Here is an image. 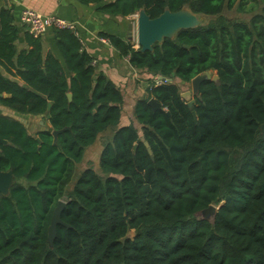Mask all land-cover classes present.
<instances>
[{
  "label": "trees",
  "instance_id": "16d2710c",
  "mask_svg": "<svg viewBox=\"0 0 264 264\" xmlns=\"http://www.w3.org/2000/svg\"><path fill=\"white\" fill-rule=\"evenodd\" d=\"M79 2L124 18L142 8L156 18L166 8L189 7L207 20L153 51L101 34L152 77L147 99L127 97L134 101L127 114L124 91L97 73L73 30L53 29L60 57L44 54L42 37L28 32L29 48L20 51L22 26L11 9L0 8L7 72L0 71V104L51 125L32 135L0 114V138L8 141L0 144V171L15 177L10 193L0 194V264H264V5L256 11L246 0ZM207 71L218 78L205 80L189 107L181 86ZM159 74L172 82L156 86ZM151 97L162 109L148 104ZM66 127L55 142L53 131ZM107 132L98 170L81 169L87 149ZM60 200L65 224L50 245ZM222 202L213 222L200 218Z\"/></svg>",
  "mask_w": 264,
  "mask_h": 264
},
{
  "label": "crops",
  "instance_id": "0c3cea01",
  "mask_svg": "<svg viewBox=\"0 0 264 264\" xmlns=\"http://www.w3.org/2000/svg\"><path fill=\"white\" fill-rule=\"evenodd\" d=\"M2 7L11 9L15 14L17 25L22 26L20 38L17 41V47L20 51L29 48L26 39V27H23L20 21L22 11L25 8H31L45 15H56L76 23V35L80 38L83 48L94 57L97 73L106 74L124 91L126 99L131 96L136 101L145 99L148 96L147 86L148 80L152 79L151 75L133 68L127 57L119 55L118 50L111 44L110 39L101 36L102 33L117 35L133 44L137 43L136 28H133L131 33L128 30L129 24L136 20L137 14L125 18L109 16L101 13L95 5H85L79 0H0V8ZM130 34L131 39L129 38ZM104 40H107V42ZM42 41L44 54L52 51L55 56L60 57L53 29H50L42 37ZM0 71L7 75L1 64ZM134 101L130 100L128 102L127 99V114L132 113ZM0 114L17 119L26 126L32 135H37L39 131L48 127L47 123L50 124L48 119H43L41 116L19 114L2 104H0ZM86 152H88V149Z\"/></svg>",
  "mask_w": 264,
  "mask_h": 264
},
{
  "label": "water",
  "instance_id": "95a60500",
  "mask_svg": "<svg viewBox=\"0 0 264 264\" xmlns=\"http://www.w3.org/2000/svg\"><path fill=\"white\" fill-rule=\"evenodd\" d=\"M205 17L193 12L189 7H183L178 11H171L169 8H166L163 13H161L156 18H151L150 15L142 8L138 13L136 20L129 24L128 30L131 33L133 28H136V41L138 48L144 51H153V47L156 43L161 44L166 38L173 39L176 34L181 30L197 28L205 23ZM131 39V34L129 36ZM153 76H156L153 73ZM161 79H167L168 82H172V78H166L161 74L158 75ZM218 75L212 77L211 71L199 74L191 80L192 85V94L200 98V87L205 80H217ZM1 96V94H0ZM70 100H72V93L68 94ZM181 97L186 100L191 97V92L187 91L181 93ZM148 96L145 97L147 99ZM187 101V100H186ZM148 104L151 105L154 109H162V105L157 102V100L151 97L148 100ZM189 107H192L194 104L193 100L187 101ZM50 124L47 123V126ZM69 127H66L61 130H54L53 135L55 142H57L58 135L68 130ZM8 141L0 138V144H7ZM145 145L148 147V152L152 156V150L149 147L148 142H145ZM137 148V145L135 146ZM153 157V156H152ZM15 181L14 174L11 170L9 171H0V194L8 195L10 189L12 188ZM66 203L63 200L58 202V205L54 209L51 224L48 230V240L50 245L54 243V240L57 236V228L59 224H65L62 220V212L65 208ZM219 207L217 205L211 204L208 208L199 212V216L203 220H208L213 222Z\"/></svg>",
  "mask_w": 264,
  "mask_h": 264
},
{
  "label": "built area",
  "instance_id": "2783aa9c",
  "mask_svg": "<svg viewBox=\"0 0 264 264\" xmlns=\"http://www.w3.org/2000/svg\"><path fill=\"white\" fill-rule=\"evenodd\" d=\"M20 21L26 27L27 32L34 38L43 37L50 29L54 28L71 29L77 34L75 22L67 21L56 15H45L31 8H25L22 11ZM104 41L107 42V40ZM154 82L158 86L168 82V80L158 77Z\"/></svg>",
  "mask_w": 264,
  "mask_h": 264
},
{
  "label": "rangeland",
  "instance_id": "374dc122",
  "mask_svg": "<svg viewBox=\"0 0 264 264\" xmlns=\"http://www.w3.org/2000/svg\"><path fill=\"white\" fill-rule=\"evenodd\" d=\"M247 1V8H250V5L252 4H256V11H259L264 3H262L261 1L262 0H246ZM245 17H249L250 15L249 14H245L244 15ZM205 17V16H204ZM205 20H207L205 18ZM135 44V47L138 48V44L137 43H134ZM216 71H211V75L212 77H214L216 75ZM187 91H190L191 92V97H189L188 99H186L187 101H190V100H193L195 101V96L192 94V85L191 83L188 84V85H183L181 86V93H185ZM111 133L110 132H107L105 133L103 136L100 137V139L95 143V145L91 146L90 148H88V152H86L85 156V161L84 163H82L80 165V168L81 169H84L88 166H91V167H94L96 170H98V161H99V157H100V149L103 147V145L106 143V140L110 137ZM223 202L221 204L218 205V207L220 208L222 206ZM134 232L132 231L131 234H130V237L134 236Z\"/></svg>",
  "mask_w": 264,
  "mask_h": 264
},
{
  "label": "flooded vegetation",
  "instance_id": "af4514ba",
  "mask_svg": "<svg viewBox=\"0 0 264 264\" xmlns=\"http://www.w3.org/2000/svg\"><path fill=\"white\" fill-rule=\"evenodd\" d=\"M196 97V96H195Z\"/></svg>",
  "mask_w": 264,
  "mask_h": 264
}]
</instances>
